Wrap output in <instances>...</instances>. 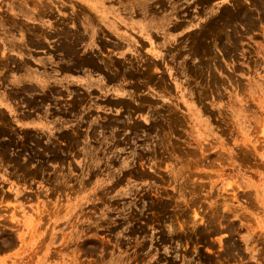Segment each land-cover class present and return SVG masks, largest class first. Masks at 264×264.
I'll return each mask as SVG.
<instances>
[{"label": "rangeland", "instance_id": "1", "mask_svg": "<svg viewBox=\"0 0 264 264\" xmlns=\"http://www.w3.org/2000/svg\"><path fill=\"white\" fill-rule=\"evenodd\" d=\"M105 7L0 0V264H264V0Z\"/></svg>", "mask_w": 264, "mask_h": 264}, {"label": "crops", "instance_id": "2", "mask_svg": "<svg viewBox=\"0 0 264 264\" xmlns=\"http://www.w3.org/2000/svg\"><path fill=\"white\" fill-rule=\"evenodd\" d=\"M94 5L98 8V9H102V10H105L106 7H105V0H94ZM2 102H4L2 100Z\"/></svg>", "mask_w": 264, "mask_h": 264}]
</instances>
